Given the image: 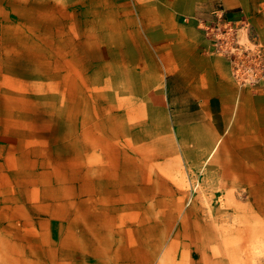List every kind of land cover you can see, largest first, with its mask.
<instances>
[{
	"label": "rangeland",
	"instance_id": "rangeland-1",
	"mask_svg": "<svg viewBox=\"0 0 264 264\" xmlns=\"http://www.w3.org/2000/svg\"><path fill=\"white\" fill-rule=\"evenodd\" d=\"M51 9L32 12L26 28L17 21L15 33L1 29L0 146L13 183L0 197V223L47 220L48 234L18 242L1 228L0 264L70 263L59 243L72 222L118 231L128 251L154 243L159 264H264V181L234 196L183 180L160 145L168 137L154 87L122 84L118 68L90 64L70 18ZM154 173L173 177L174 190ZM120 207L128 211H113Z\"/></svg>",
	"mask_w": 264,
	"mask_h": 264
},
{
	"label": "crops",
	"instance_id": "crops-1",
	"mask_svg": "<svg viewBox=\"0 0 264 264\" xmlns=\"http://www.w3.org/2000/svg\"><path fill=\"white\" fill-rule=\"evenodd\" d=\"M51 8L60 20L64 14L70 18L72 36L86 47L90 64L101 61L104 68H118L122 84L154 87L158 100L154 114L161 117L160 131L168 137L160 145L167 149V165L179 171L182 166L183 180L206 182L207 195H217L215 191L221 189L236 190L234 196L255 190L256 183L264 181V81L254 88L239 86L231 62L215 51L198 26L199 20L215 21L219 14L237 31L249 30L264 45V0H0V36L1 29L7 28L8 35L15 33L17 21L26 28L32 12L47 13ZM9 160V150L0 146V175L7 180L0 176V197L13 183ZM173 179L158 173L151 176L153 182L165 181L172 190ZM151 186L158 195L159 185ZM1 202L0 212L5 213ZM156 207L151 211L158 212ZM187 211L206 210L192 205ZM72 224L73 231L59 243L64 258H70L67 264H94L95 260L159 264L154 243L137 241L128 251L119 242L118 231L93 232L89 224ZM1 228L7 229L9 238L23 239L18 242L48 234L47 220L9 219L0 223Z\"/></svg>",
	"mask_w": 264,
	"mask_h": 264
},
{
	"label": "built area",
	"instance_id": "built-area-1",
	"mask_svg": "<svg viewBox=\"0 0 264 264\" xmlns=\"http://www.w3.org/2000/svg\"><path fill=\"white\" fill-rule=\"evenodd\" d=\"M198 26L215 51L231 62L239 86L254 88L264 81V47L249 30L237 31L219 14L215 21L199 20Z\"/></svg>",
	"mask_w": 264,
	"mask_h": 264
}]
</instances>
